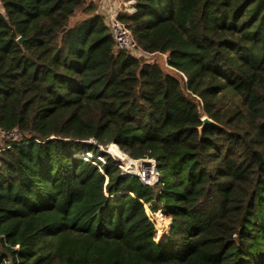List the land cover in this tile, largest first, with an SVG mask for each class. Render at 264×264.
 <instances>
[{
	"label": "trees",
	"instance_id": "obj_1",
	"mask_svg": "<svg viewBox=\"0 0 264 264\" xmlns=\"http://www.w3.org/2000/svg\"><path fill=\"white\" fill-rule=\"evenodd\" d=\"M99 2L0 0V264H264V0Z\"/></svg>",
	"mask_w": 264,
	"mask_h": 264
},
{
	"label": "built area",
	"instance_id": "obj_2",
	"mask_svg": "<svg viewBox=\"0 0 264 264\" xmlns=\"http://www.w3.org/2000/svg\"><path fill=\"white\" fill-rule=\"evenodd\" d=\"M99 4L108 26V30L114 40L115 48L129 50L136 55H141L142 53L137 49L136 42L134 41L130 31L121 22L117 15L120 10L131 12L134 9V0H100ZM20 136V132L16 129L4 130L0 128V139L6 138L9 140H16ZM2 149L3 148H0V151ZM80 157L83 159L93 158L88 150H85L82 154H80ZM118 158L119 159L113 158L114 163L118 165L123 175L135 176L146 185L158 182V170L153 159H143L145 162H142V159H130L127 157L125 160L121 157ZM100 159L102 160V158ZM102 161L106 162L104 160ZM98 167L102 170L101 166L98 165Z\"/></svg>",
	"mask_w": 264,
	"mask_h": 264
},
{
	"label": "rangeland",
	"instance_id": "obj_3",
	"mask_svg": "<svg viewBox=\"0 0 264 264\" xmlns=\"http://www.w3.org/2000/svg\"><path fill=\"white\" fill-rule=\"evenodd\" d=\"M142 56L144 58L148 59V60H155V61H157L164 69H166L168 71H171V68H169L167 66V64H166V56H165V54H157V53H155V54H144ZM113 144H115V143H113ZM89 153L93 157H95V158H99V159L102 158V160H104V161H105V159H104L105 157L102 155V153H108L110 155V157L112 158L113 161H114V159H119L118 157H121V158H123L125 160H126L127 157L130 158V159H134V158H131L130 156H128L127 154L123 153L118 148V146H117V150L116 151H112L110 144H108L107 146H100L98 148V151H97L96 155H93V153L91 151H89ZM139 159H142L143 160V159H148V158H139ZM144 205H145V208H146V211H147L149 217L154 222L155 231H156L155 239L156 240H163V239H165L167 237L168 233H169V227H170V225H169V218L167 216L163 215L159 210L152 211L150 209L148 203H144ZM159 216H160V218H164L163 224H160L157 221V219L159 218Z\"/></svg>",
	"mask_w": 264,
	"mask_h": 264
},
{
	"label": "water",
	"instance_id": "obj_4",
	"mask_svg": "<svg viewBox=\"0 0 264 264\" xmlns=\"http://www.w3.org/2000/svg\"><path fill=\"white\" fill-rule=\"evenodd\" d=\"M18 41L21 42V41H22V38L19 37V38H18ZM200 119H201V124L197 127L199 132H201L202 128H203L205 125H208V124H214V123H215L211 118H209V117L206 116V115H202ZM142 162H145V160H142Z\"/></svg>",
	"mask_w": 264,
	"mask_h": 264
}]
</instances>
